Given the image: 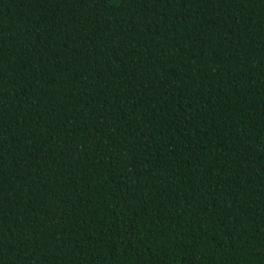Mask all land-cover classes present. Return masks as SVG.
Segmentation results:
<instances>
[{"label": "trees", "instance_id": "16d2710c", "mask_svg": "<svg viewBox=\"0 0 264 264\" xmlns=\"http://www.w3.org/2000/svg\"><path fill=\"white\" fill-rule=\"evenodd\" d=\"M0 264H264V0H0Z\"/></svg>", "mask_w": 264, "mask_h": 264}]
</instances>
